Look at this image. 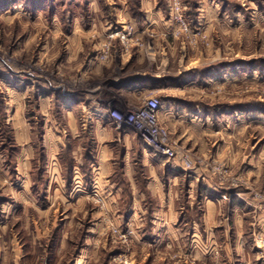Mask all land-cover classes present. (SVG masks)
<instances>
[{"label":"rangeland","instance_id":"1","mask_svg":"<svg viewBox=\"0 0 264 264\" xmlns=\"http://www.w3.org/2000/svg\"><path fill=\"white\" fill-rule=\"evenodd\" d=\"M149 1L0 0V216L9 253L13 238L24 250L10 264L198 263L202 251L141 244L159 207L148 182L175 176L237 199L250 264H264V7ZM135 84L148 89L121 90ZM155 98L169 155L130 123ZM90 117L122 133L102 168Z\"/></svg>","mask_w":264,"mask_h":264},{"label":"crops","instance_id":"2","mask_svg":"<svg viewBox=\"0 0 264 264\" xmlns=\"http://www.w3.org/2000/svg\"><path fill=\"white\" fill-rule=\"evenodd\" d=\"M249 6L264 7V0H256L255 2L252 0ZM142 7H145L144 4ZM147 7H156V0H150ZM206 7L231 6L227 3V0H210ZM93 61L91 62L92 64ZM87 66L88 70H91L90 62L84 64V67L87 68ZM99 70L100 67H97L95 72L99 73ZM129 87H122L121 90L123 92L132 93L137 90L148 89L147 85L139 84L130 87L131 89H129ZM172 110L173 107L170 109L169 113H167L168 118L171 120L174 119L173 117L175 116L172 115ZM89 119L90 121L88 124L94 125L96 129L93 128L94 132L89 133V135L93 136L92 140L97 152V162L95 165L101 167L106 164V161L111 158V154L113 153L112 150L107 149V142L112 139H119L122 133H119L118 137L115 136L114 138L115 133L109 132V127L103 121L96 120L93 117H90ZM67 122L73 129L76 120L71 114L67 117ZM52 123L53 122H51V124ZM52 127L53 125H51V128ZM86 127L87 126H85V128ZM72 132H74V130H72ZM53 134V132L50 133V135L55 136L56 139L62 137V135L58 133L56 135ZM104 136H107V139ZM65 138L66 136H64V139ZM119 140L121 141V139ZM124 141L126 143V139H124ZM129 185L132 188V197L134 198V202H132L133 204L128 208L130 209L129 212H131V208L133 207L136 198L138 197L142 201L143 196L138 190L139 182L137 180H130ZM186 186L187 183L182 181L178 176H175L167 182L160 179L154 181L151 179L150 182H148L147 187L152 191V195L157 200L159 207L154 217L151 218L149 228L146 230L144 229L145 232L143 231V236H146V239H143V243H141L142 246L144 248H147L148 246L157 247L161 240H168L166 242V248L170 250L178 248L180 249V252H183L182 246H187V249H191L193 252L202 251L204 253L203 259L201 260L202 264H217L214 262V254H216L218 249L221 251L220 264H250L247 252V248H249L250 245L247 243L244 232L246 215L239 208L237 199L230 203L223 201V193H220L217 187L210 183L190 181L188 182V190L186 192L180 190V187ZM120 192L122 194L124 193V191L119 190L112 193V195H118ZM185 200L189 202L187 205L190 207H188L187 211H185L183 204V201ZM181 205L183 206V209L181 208ZM195 211L197 213L199 212L197 216L194 215ZM2 214L3 215L0 216L2 219L0 222V228L3 237L1 238L0 236V257L2 258V264H10L15 260L17 261L18 258L20 260L24 256V250L19 241H16V239L13 238L11 242L13 253H9V242L5 240L8 230L7 225L4 223V221L7 222L9 215L5 212ZM129 216L130 215L128 214V217L125 219L130 222L136 220V214L131 217ZM132 230L137 232L133 228ZM187 232L188 234L186 235ZM230 235L235 238L234 244L231 241ZM186 236L190 237L188 239L190 242H188L187 245L185 243ZM103 248H106L105 245ZM87 258H89V254ZM163 260L164 264H169L167 263L169 261L167 258H164ZM148 261H151V258H147L145 263ZM185 262L186 261L183 263L185 264ZM199 262H191L190 264H199Z\"/></svg>","mask_w":264,"mask_h":264},{"label":"built area","instance_id":"3","mask_svg":"<svg viewBox=\"0 0 264 264\" xmlns=\"http://www.w3.org/2000/svg\"><path fill=\"white\" fill-rule=\"evenodd\" d=\"M161 109L162 105L159 99L147 100L140 109L135 112H130V123H132L140 133L148 137L150 143L156 145L160 153L169 155L171 150L167 144L169 139L168 135L158 123ZM114 233L127 238V236L121 234L118 229H115ZM125 263L130 264L127 259Z\"/></svg>","mask_w":264,"mask_h":264},{"label":"trees","instance_id":"4","mask_svg":"<svg viewBox=\"0 0 264 264\" xmlns=\"http://www.w3.org/2000/svg\"><path fill=\"white\" fill-rule=\"evenodd\" d=\"M74 174V173H73ZM73 174H72V176H73ZM72 178V177H71Z\"/></svg>","mask_w":264,"mask_h":264}]
</instances>
